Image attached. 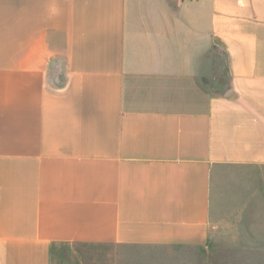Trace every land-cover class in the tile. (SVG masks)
Here are the masks:
<instances>
[{
	"label": "crops",
	"instance_id": "0c3cea01",
	"mask_svg": "<svg viewBox=\"0 0 264 264\" xmlns=\"http://www.w3.org/2000/svg\"><path fill=\"white\" fill-rule=\"evenodd\" d=\"M255 200L264 0H0V264L205 247Z\"/></svg>",
	"mask_w": 264,
	"mask_h": 264
},
{
	"label": "rangeland",
	"instance_id": "374dc122",
	"mask_svg": "<svg viewBox=\"0 0 264 264\" xmlns=\"http://www.w3.org/2000/svg\"><path fill=\"white\" fill-rule=\"evenodd\" d=\"M212 62L213 70L205 77L209 88L221 92L226 87L221 80L223 57L215 54ZM221 189L224 212L243 201L241 193V200L233 199L238 195V185L226 183ZM236 210L242 212L238 207ZM65 251L68 249H55L52 264H264V200L252 201L244 215H221L205 247L91 246L82 249L80 255Z\"/></svg>",
	"mask_w": 264,
	"mask_h": 264
}]
</instances>
